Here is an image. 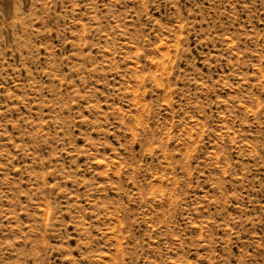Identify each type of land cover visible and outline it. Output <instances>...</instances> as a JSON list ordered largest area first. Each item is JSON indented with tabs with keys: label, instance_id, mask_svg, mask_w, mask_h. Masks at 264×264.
I'll return each mask as SVG.
<instances>
[{
	"label": "rangeland",
	"instance_id": "374dc122",
	"mask_svg": "<svg viewBox=\"0 0 264 264\" xmlns=\"http://www.w3.org/2000/svg\"><path fill=\"white\" fill-rule=\"evenodd\" d=\"M0 264H264V0H0Z\"/></svg>",
	"mask_w": 264,
	"mask_h": 264
}]
</instances>
